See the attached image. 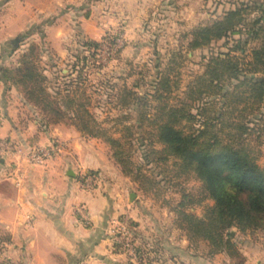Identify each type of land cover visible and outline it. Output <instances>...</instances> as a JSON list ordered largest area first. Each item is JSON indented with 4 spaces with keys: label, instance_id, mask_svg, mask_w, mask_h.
<instances>
[{
    "label": "rangeland",
    "instance_id": "obj_1",
    "mask_svg": "<svg viewBox=\"0 0 264 264\" xmlns=\"http://www.w3.org/2000/svg\"><path fill=\"white\" fill-rule=\"evenodd\" d=\"M170 1V12L163 13L165 14L164 19H156L149 23L147 29L134 32L136 35L132 40L134 44L130 43L131 39L127 37V31L120 25L110 26L111 28H108L109 30H106L96 41L83 38L78 32H73L71 39L68 40V51L61 56L47 40L45 42V36L41 37L39 27H32L29 31L13 37L2 47L8 60L2 70L17 67L29 48L36 45L38 50L35 53L39 54L36 59L39 60L48 77L46 83L49 89L64 88L65 83L70 84L72 79L82 81V90L89 98L91 111L105 126L113 127L115 137L125 142L123 157L129 159V167L139 166L142 172L150 177L148 182L141 178L135 180L125 174L123 165L114 156L115 150L112 146L103 139L95 138L97 143L104 148L106 157L114 168L115 174L111 176L114 177L113 183H110L118 188L119 199L127 207V211L120 215V220L113 223L112 234L116 251L139 263L146 264H247L248 252L264 249V230L243 232L233 227L229 229V233L236 243L233 248L237 249L236 253L234 255L227 252L212 254L209 241L199 238L193 232L194 230H190L188 222L178 211V205L182 200L181 190L192 191L198 197L201 182L192 175H181L174 158L166 162L158 160L166 153L162 151L163 145L157 142L155 131L151 127L125 128V125L136 123L137 112L135 105L122 107V100L119 96L124 85L141 95L146 92L153 93L160 76L167 73L178 82L174 99L171 100L173 104H177L180 98L185 97L196 77L204 74L206 64L212 55L222 54L224 56L225 53L232 51L231 53L241 61L248 60L253 47L260 46L261 41L251 40L246 50H237L233 47L238 44V39L243 37L242 34L233 35L202 49L192 50L189 48V43L193 39L194 30L222 18L231 9L249 7L245 18L248 21L253 20L260 15L259 10L253 8L257 0ZM3 17L4 15L0 14V25ZM11 31L1 26L0 42L4 41L7 33ZM243 38L246 39L247 35ZM91 41L98 45L88 44ZM230 48L234 50L229 51ZM130 49L133 50L129 52ZM8 83L16 87L27 100L23 87L16 86L12 82ZM29 103L32 107L25 110V113L32 118L37 117L44 125L49 118H46L41 107H37L33 102ZM215 105V110H209L205 117L215 115L221 106L220 101ZM254 109L250 103L240 105L234 112V109L230 107L226 118L230 123L241 122L244 115L256 119L259 116H256L257 110ZM194 111L199 115V106L195 107ZM124 115H128L129 118L120 125L116 123L114 118ZM65 122L82 133L70 120ZM192 124L189 123V125ZM195 125L199 126V119L195 121ZM230 132L235 134L236 130L227 128L222 135L226 137ZM262 133L260 141L256 140L258 133L249 136L246 146L250 155L264 168V132ZM40 148L36 147L34 150ZM45 149L51 152L48 159L57 150L53 146ZM152 149L156 152H151ZM89 174L96 176L91 188L98 187L100 184L112 186L109 181L105 180V177L97 175L94 171L82 174V182L85 184L83 177ZM132 193L136 194L134 199H131ZM132 204L135 205L134 209L130 206ZM213 204V200H206L201 204H190L184 210L203 218L206 216L207 208ZM133 212L138 214V220L131 216ZM123 224L128 227L129 237L127 236V239L133 245L134 255L123 245L122 235L119 232ZM124 241L127 240L124 238ZM11 245V239L0 237V264H12L9 258Z\"/></svg>",
    "mask_w": 264,
    "mask_h": 264
},
{
    "label": "trees",
    "instance_id": "obj_2",
    "mask_svg": "<svg viewBox=\"0 0 264 264\" xmlns=\"http://www.w3.org/2000/svg\"><path fill=\"white\" fill-rule=\"evenodd\" d=\"M255 4L253 8L258 9L260 15L253 20L245 18L249 7L231 9L222 18L194 30L189 43V48L195 50L236 34L247 35L246 39H238L233 48L246 50L251 40L261 41L260 46L253 47L248 54V60L241 61L233 55V48L224 56L212 55L204 74L196 77L177 104L171 100L178 82L167 73L160 76L153 93L141 95L124 85L119 96L122 107L135 105L137 112L136 123L125 125V128L151 127L166 153L158 160L166 162L174 158L181 175H192L201 182L198 197L192 191L181 190L178 211L188 222L190 230L209 241L212 254L236 253L237 249H233L236 243L229 233L233 227L243 232L264 230V168L250 155L246 146L249 136L258 133L256 140L260 141L264 132V0H257ZM88 44L98 45L94 41ZM37 48L32 45L17 67L4 68V79L23 87L27 100L42 108L49 118L45 125L70 120L85 135L108 142L125 174L149 182L150 177L142 172L141 167H129V159L123 157L125 142L114 136L113 127L105 126L91 111L89 98L82 90V81L72 79L64 88L49 89L48 77L36 59L39 57L38 52L35 53ZM219 101L221 106L215 115L205 117L209 110H215ZM244 103H250L259 117L251 119L244 115L241 122L230 123L226 118L228 109L231 107L233 112L237 111ZM197 106L199 115L194 111ZM127 118L129 116L124 115L114 119L120 125ZM198 119L197 127L195 121ZM227 128L235 129L236 133L230 132L224 137L222 133ZM206 200H213L214 204L207 208L203 218L184 210L190 204H201Z\"/></svg>",
    "mask_w": 264,
    "mask_h": 264
},
{
    "label": "crops",
    "instance_id": "obj_3",
    "mask_svg": "<svg viewBox=\"0 0 264 264\" xmlns=\"http://www.w3.org/2000/svg\"><path fill=\"white\" fill-rule=\"evenodd\" d=\"M170 7V0L0 1V27L12 30L0 42V139L13 146L0 150V237L12 240V264L146 263L114 248L113 223L127 207L111 184L115 172L104 148L66 122L43 125L28 116L25 110L31 104L3 77L8 60L2 47L35 26L61 56L73 32L96 41L120 25L132 43L134 32L163 18ZM52 146L57 150L44 164L31 163L28 155L36 147ZM87 171L105 177L112 186L105 181L106 185L88 187L82 182ZM131 216L138 220L136 212ZM247 256V264H264V249Z\"/></svg>",
    "mask_w": 264,
    "mask_h": 264
},
{
    "label": "built area",
    "instance_id": "obj_4",
    "mask_svg": "<svg viewBox=\"0 0 264 264\" xmlns=\"http://www.w3.org/2000/svg\"><path fill=\"white\" fill-rule=\"evenodd\" d=\"M4 148L13 150L12 149L13 146L10 147L6 142H4L0 139V150H3ZM50 155H51L50 150L45 149V148H40L38 150L37 149L33 150L31 153H29L28 157H29V160L31 161V163H33V164H44L46 162V160L50 157ZM95 177L96 176L92 175V174L85 175L83 177V179L86 182V185L88 187L93 186L92 183H93ZM81 210L82 209L80 208L79 211H81ZM119 232H120V235H122L121 237H122L123 245L125 247H127V249L132 251V254L134 255L135 252L133 250V245L131 244L129 239H127L129 237L128 236V234H129L128 227L123 224L122 227L120 228ZM124 238L127 240L126 242L124 241Z\"/></svg>",
    "mask_w": 264,
    "mask_h": 264
},
{
    "label": "water",
    "instance_id": "obj_5",
    "mask_svg": "<svg viewBox=\"0 0 264 264\" xmlns=\"http://www.w3.org/2000/svg\"><path fill=\"white\" fill-rule=\"evenodd\" d=\"M135 196H136V194H135V193H132V195H131V199H134Z\"/></svg>",
    "mask_w": 264,
    "mask_h": 264
}]
</instances>
